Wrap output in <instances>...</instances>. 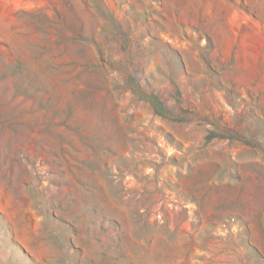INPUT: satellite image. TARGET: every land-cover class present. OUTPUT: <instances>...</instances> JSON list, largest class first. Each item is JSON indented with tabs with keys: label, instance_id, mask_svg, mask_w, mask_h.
I'll use <instances>...</instances> for the list:
<instances>
[{
	"label": "rangeland",
	"instance_id": "374dc122",
	"mask_svg": "<svg viewBox=\"0 0 264 264\" xmlns=\"http://www.w3.org/2000/svg\"><path fill=\"white\" fill-rule=\"evenodd\" d=\"M0 264H264V0H0Z\"/></svg>",
	"mask_w": 264,
	"mask_h": 264
},
{
	"label": "trees",
	"instance_id": "16d2710c",
	"mask_svg": "<svg viewBox=\"0 0 264 264\" xmlns=\"http://www.w3.org/2000/svg\"><path fill=\"white\" fill-rule=\"evenodd\" d=\"M146 102L150 104L154 113L158 116L168 118L172 121H181V118H177L176 115L171 113V109H169L164 103H162L158 97L151 96L145 99Z\"/></svg>",
	"mask_w": 264,
	"mask_h": 264
}]
</instances>
